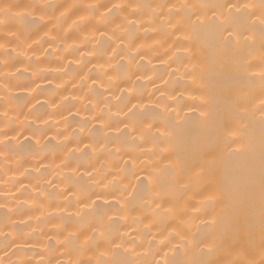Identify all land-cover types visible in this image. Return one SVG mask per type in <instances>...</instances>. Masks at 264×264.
Here are the masks:
<instances>
[{"label": "bare ground", "instance_id": "1", "mask_svg": "<svg viewBox=\"0 0 264 264\" xmlns=\"http://www.w3.org/2000/svg\"><path fill=\"white\" fill-rule=\"evenodd\" d=\"M4 5L0 264H262L264 0Z\"/></svg>", "mask_w": 264, "mask_h": 264}, {"label": "snow or ice", "instance_id": "2", "mask_svg": "<svg viewBox=\"0 0 264 264\" xmlns=\"http://www.w3.org/2000/svg\"><path fill=\"white\" fill-rule=\"evenodd\" d=\"M221 8L228 7L229 9H235L237 6L235 4L232 5H221ZM11 6L4 5L0 6V13H2L4 16H9L11 14ZM43 17H40V20L42 21ZM34 23H38L39 21H33ZM235 24V21L231 17V12L229 14V17L226 18L224 21L219 22L218 24V30L221 32H227L229 36H232L231 27ZM135 107V106H134ZM261 195L262 199H264V147H262L261 150ZM261 213H262V220L261 223L264 224V204L261 205ZM211 249L207 253H203V255H211ZM113 264H120L119 261H114ZM192 264H214V262H208L205 260H195L192 262ZM262 264H264V261H262Z\"/></svg>", "mask_w": 264, "mask_h": 264}]
</instances>
